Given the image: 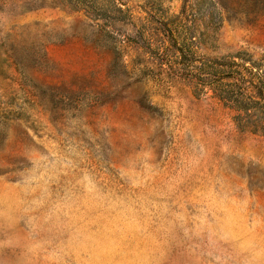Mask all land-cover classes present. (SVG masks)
Segmentation results:
<instances>
[{"label": "rangeland", "instance_id": "obj_1", "mask_svg": "<svg viewBox=\"0 0 264 264\" xmlns=\"http://www.w3.org/2000/svg\"><path fill=\"white\" fill-rule=\"evenodd\" d=\"M257 0H0V264H264Z\"/></svg>", "mask_w": 264, "mask_h": 264}, {"label": "trees", "instance_id": "obj_2", "mask_svg": "<svg viewBox=\"0 0 264 264\" xmlns=\"http://www.w3.org/2000/svg\"><path fill=\"white\" fill-rule=\"evenodd\" d=\"M258 5L255 7L254 13L257 15H262L264 14V0H257Z\"/></svg>", "mask_w": 264, "mask_h": 264}]
</instances>
